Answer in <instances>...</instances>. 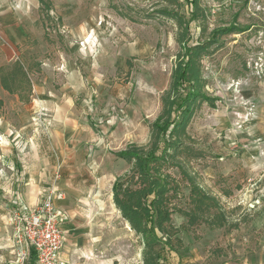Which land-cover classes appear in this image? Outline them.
I'll use <instances>...</instances> for the list:
<instances>
[{
	"label": "rangeland",
	"instance_id": "obj_1",
	"mask_svg": "<svg viewBox=\"0 0 264 264\" xmlns=\"http://www.w3.org/2000/svg\"><path fill=\"white\" fill-rule=\"evenodd\" d=\"M192 1L0 0V264H33L15 215L50 190L65 194L64 264H144L143 238L113 200L132 175L117 154L150 150L181 41H213L200 65L214 107L196 103L183 171L165 167L179 193L156 264H264V0ZM224 28L243 32L213 37ZM17 62L29 85L18 77L11 94L1 79L16 84ZM195 186L219 208L190 224ZM215 214L223 227H210Z\"/></svg>",
	"mask_w": 264,
	"mask_h": 264
},
{
	"label": "trees",
	"instance_id": "obj_2",
	"mask_svg": "<svg viewBox=\"0 0 264 264\" xmlns=\"http://www.w3.org/2000/svg\"><path fill=\"white\" fill-rule=\"evenodd\" d=\"M193 0L192 4H197ZM43 5V0H40ZM177 16V15H171ZM180 20V19H179ZM243 32L241 29L224 28L214 32L213 37L233 32ZM219 35V36H216ZM182 53L177 57L175 68L171 76L170 89L162 97V110L152 124L150 150L133 146L117 154L132 166V175L125 176L126 180L117 179L113 185V200L122 217L131 229L142 236L144 243V264H156V247L164 245L172 247L170 239L163 242L158 232L169 236L170 222L173 209L170 208L173 196L179 193V186L165 170L174 164L183 171L177 162V156L184 151L182 138L186 135V128L194 113L198 102L207 101L214 107V100L207 98L203 92L204 80L201 72L200 59L212 46V42H199L192 46L181 41ZM1 79L3 89L8 93H18L22 90L17 86L19 78L29 85L24 68L17 62L9 78L15 85L10 86L8 78ZM19 77V78H18ZM163 145L160 155L157 152ZM131 183H135L133 187ZM193 184V183H192ZM191 202L194 210L185 213L190 224L199 221L200 216L210 213L212 208H219L214 198L204 194L197 186L191 190ZM208 223L211 228H221L225 223L224 214L211 216ZM32 257L36 254L32 250ZM37 264V258L33 259Z\"/></svg>",
	"mask_w": 264,
	"mask_h": 264
},
{
	"label": "built area",
	"instance_id": "obj_3",
	"mask_svg": "<svg viewBox=\"0 0 264 264\" xmlns=\"http://www.w3.org/2000/svg\"><path fill=\"white\" fill-rule=\"evenodd\" d=\"M40 112H45V109ZM2 141L0 137V143ZM64 200V192L50 190L35 208L21 203L22 214L15 215L19 221V242L27 254L31 250L35 252L38 264H64L62 254L66 239L63 224L67 215L57 205Z\"/></svg>",
	"mask_w": 264,
	"mask_h": 264
},
{
	"label": "crops",
	"instance_id": "obj_4",
	"mask_svg": "<svg viewBox=\"0 0 264 264\" xmlns=\"http://www.w3.org/2000/svg\"><path fill=\"white\" fill-rule=\"evenodd\" d=\"M7 139V138H6ZM19 139V138H18ZM0 158H1V161H0V169L2 170V173H4V159H5V156H0ZM61 162V165H63L64 164V159H61V158H59V159H57V164H59ZM3 178H5V173H4V175L2 176V178L1 179H3ZM65 201V200H64ZM64 201H62V202H58V206L60 207V208H62V209H64L65 211H66V209H65V207H64ZM67 212V211H66ZM62 258H63V254H62Z\"/></svg>",
	"mask_w": 264,
	"mask_h": 264
}]
</instances>
